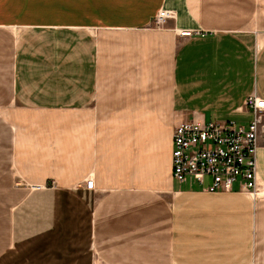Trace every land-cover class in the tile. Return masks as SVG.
Masks as SVG:
<instances>
[{
    "label": "crops",
    "instance_id": "1",
    "mask_svg": "<svg viewBox=\"0 0 264 264\" xmlns=\"http://www.w3.org/2000/svg\"><path fill=\"white\" fill-rule=\"evenodd\" d=\"M251 95L264 0H0V264H264V112L254 193L172 168Z\"/></svg>",
    "mask_w": 264,
    "mask_h": 264
},
{
    "label": "built area",
    "instance_id": "2",
    "mask_svg": "<svg viewBox=\"0 0 264 264\" xmlns=\"http://www.w3.org/2000/svg\"><path fill=\"white\" fill-rule=\"evenodd\" d=\"M173 16L172 11L161 9L155 23L163 24ZM186 34V33H184ZM246 105L254 113L248 127L233 121L201 123L183 121L173 131V177L184 182L189 178L203 183L209 176L210 191H231L239 184L243 191L254 193L257 187V139L264 99L251 95ZM93 179L86 180L92 189Z\"/></svg>",
    "mask_w": 264,
    "mask_h": 264
},
{
    "label": "rangeland",
    "instance_id": "3",
    "mask_svg": "<svg viewBox=\"0 0 264 264\" xmlns=\"http://www.w3.org/2000/svg\"><path fill=\"white\" fill-rule=\"evenodd\" d=\"M209 177H207L206 179H205V185H207L208 183H209Z\"/></svg>",
    "mask_w": 264,
    "mask_h": 264
}]
</instances>
